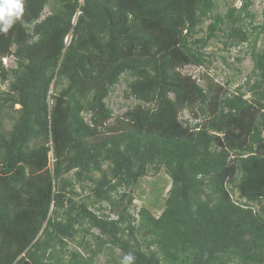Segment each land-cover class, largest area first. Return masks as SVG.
Returning <instances> with one entry per match:
<instances>
[{
	"label": "trees",
	"instance_id": "trees-1",
	"mask_svg": "<svg viewBox=\"0 0 264 264\" xmlns=\"http://www.w3.org/2000/svg\"><path fill=\"white\" fill-rule=\"evenodd\" d=\"M253 4L221 15L218 0H24L0 32V59L16 64L0 60V264H120L129 252L134 264H264V12L256 23ZM214 39L248 48L252 74L234 92L182 72L210 64ZM125 75L139 103L111 123ZM162 170L163 211L132 213L131 190Z\"/></svg>",
	"mask_w": 264,
	"mask_h": 264
},
{
	"label": "rangeland",
	"instance_id": "rangeland-1",
	"mask_svg": "<svg viewBox=\"0 0 264 264\" xmlns=\"http://www.w3.org/2000/svg\"><path fill=\"white\" fill-rule=\"evenodd\" d=\"M242 4L243 0H218V13L224 15L227 13V10L230 6L240 8ZM252 11L257 16L256 23H262L264 0H254ZM50 13L51 9L50 7H47L44 12V16L49 15ZM207 25H209V21L205 22L204 28ZM203 35H205V31L198 34L197 38H200ZM220 40H212L205 49L206 55H211L209 58L210 64H208V66H188L183 69L182 72L185 74H190L196 78V80H198L204 89L210 84H213L214 88L219 85L220 87H227L231 92H234L236 88L242 85L252 74L253 62L249 55H245V52L248 50L246 46L244 48L225 50ZM257 47L258 50H261L262 43H259ZM237 58L242 59L241 63L237 61ZM15 65V63H9L7 67H15ZM127 78V75L122 77L121 82L114 88L113 92L107 99V104L115 116L114 119L111 120V123L116 122L117 118L123 119V114L129 109L136 107L139 103L134 98H126L125 96L127 91ZM62 85L66 86V81H64ZM8 87V84L1 86L0 93L7 92ZM252 97L253 96L251 94H247L246 96L247 99H251ZM19 108L20 107L16 105L14 109ZM4 113V115L8 114L4 118L6 130H10L12 124V119L10 120V116L13 114V112L6 109ZM179 118L183 121H191L193 118V113L191 110H185L184 112L180 113ZM67 176L72 178L73 173ZM171 184V179L163 170L157 175L153 172L148 173L147 176L140 181L138 187L134 190H131V193L134 195V207L132 209V213L137 212L141 208H148L152 210L154 215L159 216L164 209V201L167 197ZM75 190L78 192L80 191L79 184H76ZM234 196L235 198L238 197L236 192H234ZM115 258H117V255ZM106 260L107 257L103 256L99 264H105Z\"/></svg>",
	"mask_w": 264,
	"mask_h": 264
},
{
	"label": "clouds",
	"instance_id": "clouds-1",
	"mask_svg": "<svg viewBox=\"0 0 264 264\" xmlns=\"http://www.w3.org/2000/svg\"><path fill=\"white\" fill-rule=\"evenodd\" d=\"M24 13V0H0V32H8L14 23L19 20ZM2 64L7 67L14 63V57H3L0 59ZM52 153L50 154V158ZM135 256L129 252L125 254L120 264H134Z\"/></svg>",
	"mask_w": 264,
	"mask_h": 264
},
{
	"label": "built area",
	"instance_id": "built-area-1",
	"mask_svg": "<svg viewBox=\"0 0 264 264\" xmlns=\"http://www.w3.org/2000/svg\"><path fill=\"white\" fill-rule=\"evenodd\" d=\"M51 159H52V156H51Z\"/></svg>",
	"mask_w": 264,
	"mask_h": 264
},
{
	"label": "bare ground",
	"instance_id": "bare-ground-1",
	"mask_svg": "<svg viewBox=\"0 0 264 264\" xmlns=\"http://www.w3.org/2000/svg\"><path fill=\"white\" fill-rule=\"evenodd\" d=\"M225 95V94H224Z\"/></svg>",
	"mask_w": 264,
	"mask_h": 264
}]
</instances>
